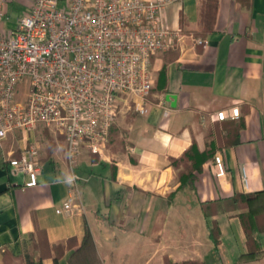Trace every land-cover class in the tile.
Here are the masks:
<instances>
[{
  "label": "crops",
  "instance_id": "0c3cea01",
  "mask_svg": "<svg viewBox=\"0 0 264 264\" xmlns=\"http://www.w3.org/2000/svg\"><path fill=\"white\" fill-rule=\"evenodd\" d=\"M200 1L167 0L163 19L172 44L150 58L147 111L120 109L104 153L79 155L80 211H55L68 190L65 143L39 154L38 184L27 187L25 176L3 160L7 151L18 155L22 143L3 142L0 264H24L37 230L50 245L75 239L57 264H264V255L239 260L247 247L236 212L205 217L201 210L204 201L258 192L251 209L264 218V0H218L212 30L202 35ZM7 24L0 23L2 34L16 26ZM168 94L175 99L166 100ZM232 107L239 108L237 118L216 119L217 111L229 115ZM39 129L47 128L39 125L35 134ZM191 146L208 156L194 170L193 185L180 186L170 161L192 155ZM215 154L223 158V177L213 173ZM211 219L220 227L216 248L208 235ZM86 229L91 252L79 249ZM258 238L264 250V230ZM52 255H43L42 264H55Z\"/></svg>",
  "mask_w": 264,
  "mask_h": 264
},
{
  "label": "built area",
  "instance_id": "2783aa9c",
  "mask_svg": "<svg viewBox=\"0 0 264 264\" xmlns=\"http://www.w3.org/2000/svg\"><path fill=\"white\" fill-rule=\"evenodd\" d=\"M6 3L0 0V23ZM166 5L167 0H32L16 26L0 34V147L12 137L22 143L18 155L7 151L3 160L25 176L24 186H36L41 164L35 131L40 125L61 135L69 175L57 213L81 210L78 157L84 150L104 153L121 102L146 113L150 58L172 44L163 19ZM24 81L28 91L21 97L17 90ZM238 116V107L229 115L215 113L218 120ZM212 167L216 177L225 175L220 154Z\"/></svg>",
  "mask_w": 264,
  "mask_h": 264
},
{
  "label": "trees",
  "instance_id": "16d2710c",
  "mask_svg": "<svg viewBox=\"0 0 264 264\" xmlns=\"http://www.w3.org/2000/svg\"><path fill=\"white\" fill-rule=\"evenodd\" d=\"M240 3L247 5L249 0H239ZM218 6V0H202L199 3V22H200V34L207 33L212 30L213 22L215 19L216 11ZM181 25L184 23V18H180ZM63 139V138H62ZM194 149V146H191ZM49 149V153H50ZM52 151V150H51ZM207 153H199L194 149L192 155L189 157L171 159V165L177 170V176L180 181V186H192L196 178L194 170H200L201 162L206 158ZM260 193H240L236 192L230 196L222 197L216 200L204 201L201 203V210L205 217H213L216 213L220 212H236L235 215L239 217L242 224L245 244L247 250L239 256V260H253L264 255V250H262L260 241L258 238L259 232L264 230V224L261 220L262 215L256 214L251 209V203L258 198ZM36 235V236H35ZM31 236V242L27 252L23 256L24 264H42L41 258L45 254H49L52 251L53 261L57 264V260L62 256L65 250L71 247L70 243L75 241L74 238L70 239L66 243L59 242L50 245L47 242L45 233L42 230H37L36 234ZM209 239L212 241L214 247L216 248L220 243V227L216 219H211L210 225L208 227ZM80 250L92 251L94 249L92 238L88 229H86L83 236ZM37 252L39 254L38 260L35 261L32 252ZM91 264V263H89ZM170 264V263H167ZM181 264H201L198 262H188Z\"/></svg>",
  "mask_w": 264,
  "mask_h": 264
},
{
  "label": "rangeland",
  "instance_id": "374dc122",
  "mask_svg": "<svg viewBox=\"0 0 264 264\" xmlns=\"http://www.w3.org/2000/svg\"><path fill=\"white\" fill-rule=\"evenodd\" d=\"M27 1L28 0H8L7 4H6V9H5V17L7 16L8 19L5 20L4 17V21L6 23L9 24H15L18 22V20L22 17L24 11L26 10V6H27ZM3 21V22H4ZM14 25V26H15ZM2 34V32H0ZM7 33H5L6 35ZM28 82H23L18 86V94H20L21 97H24V95L27 93L28 91ZM121 109L124 106V103L121 102L120 104ZM126 108V107H125ZM124 109V108H123ZM131 111L133 114H137L136 111L134 110H128ZM113 128V125H112ZM111 128V131H112ZM35 137L37 138L39 144H40V152L42 151H48L49 149L51 150H56L61 143H65L64 139H62L63 137L61 135H59L58 133L47 129H39L36 134ZM73 243H70V245Z\"/></svg>",
  "mask_w": 264,
  "mask_h": 264
},
{
  "label": "water",
  "instance_id": "95a60500",
  "mask_svg": "<svg viewBox=\"0 0 264 264\" xmlns=\"http://www.w3.org/2000/svg\"><path fill=\"white\" fill-rule=\"evenodd\" d=\"M165 98H166V100L170 101L171 99L174 100L175 99V96L174 95H171V94H168V95H166ZM171 104L173 105L174 103H171Z\"/></svg>",
  "mask_w": 264,
  "mask_h": 264
}]
</instances>
